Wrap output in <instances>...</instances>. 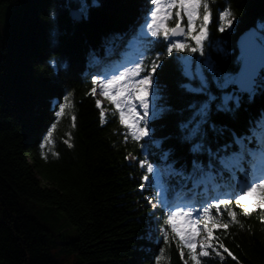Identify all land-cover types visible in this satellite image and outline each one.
Segmentation results:
<instances>
[{
  "label": "trees",
  "instance_id": "16d2710c",
  "mask_svg": "<svg viewBox=\"0 0 264 264\" xmlns=\"http://www.w3.org/2000/svg\"><path fill=\"white\" fill-rule=\"evenodd\" d=\"M88 3V20L78 22L69 18L67 10L79 8V0H0L1 9L11 10L5 29L0 31V264H58L50 251L56 242L66 254L73 255V264H185V260L193 264L186 248L181 258L170 229L169 242L165 243L166 210L148 204L155 189L140 188L146 169L139 162L147 156L162 169L170 165L182 173L164 177L168 199L173 202L193 206L204 197L212 201L211 195L218 196L213 187L220 182H227L222 184L226 193L240 190V183L231 182L240 172L229 171L220 163L221 156L231 155L236 148L221 151L216 158L210 157L207 149L215 153L227 141L233 143V133L250 134L253 122L264 113V90L258 89L251 100L247 93L241 94L240 107L230 105L234 111L217 112L213 105L204 125L205 151L193 154L181 125L193 111L189 105L204 97L183 86L198 83L185 76L184 68L188 64L193 72L203 69L210 81L209 62L221 73H234L239 56L236 37L249 26L264 24V0H209L212 16L203 55L176 50L169 55V41L152 39L157 46L145 48L140 61L150 70L160 56L161 67L153 85L156 110L148 123L149 136L138 142L120 123L115 105L103 96L105 103H101L93 93V64L101 62L109 49L117 60L121 58L126 49L115 50L117 44L113 47L117 35L152 4L150 0ZM227 9L235 20L231 29L221 32L219 15ZM176 22L173 18L167 23L172 26ZM180 22L187 24L185 18ZM183 41L195 46L191 36L185 35ZM211 91L218 94L214 84ZM65 97V113L57 117ZM103 107L109 110L102 122ZM250 146L255 147V143ZM194 159L203 166V173L193 172ZM206 171L213 177L198 184ZM219 171L221 174L215 176ZM178 176L196 182L186 186ZM170 181L176 183L174 191ZM195 197L199 200L193 202ZM255 198L259 193L242 203L251 207ZM29 202L38 206L31 207ZM201 205L194 207L201 210ZM44 208L51 218L59 215L73 232L60 234L41 221L33 209L43 216ZM231 209L239 224H230L227 230L214 229V236L237 260L218 249L225 256L223 262L213 256L204 258L202 264H264V212L257 209L245 217L234 199ZM212 211L215 214L216 210ZM221 212L223 222H228L223 205ZM150 223L154 225L151 238L147 235Z\"/></svg>",
  "mask_w": 264,
  "mask_h": 264
},
{
  "label": "snow or ice",
  "instance_id": "6c2138e0",
  "mask_svg": "<svg viewBox=\"0 0 264 264\" xmlns=\"http://www.w3.org/2000/svg\"><path fill=\"white\" fill-rule=\"evenodd\" d=\"M153 5L144 22L140 25L138 33L133 40L139 41L141 37L151 36L153 38L163 37L169 41L167 54H171L173 50L189 53L199 51L204 54L203 41L207 39L209 33L207 26L211 22V9L209 0H150ZM91 5L88 0H79L78 12L81 16H86ZM173 10H175L173 12ZM187 18V26H182L181 22ZM175 18L177 23L175 27H169L168 21ZM219 30L224 32L226 27H231L235 17L231 9L220 12ZM199 24L197 25V22ZM198 34L193 35L197 31ZM191 36L195 41V46L190 47L187 43L175 41L170 38L176 36ZM153 43V41H147ZM239 68L235 73H221L209 62L207 70L212 73L211 81L203 75V69H197L195 72L191 70L190 65L186 64L184 74L190 81H198L197 84L183 85L190 93L201 95L203 100L197 104H190L192 115L181 125L186 132L185 140L191 143V151L193 154L205 151L206 131L204 125L208 124V119L213 105L217 112L234 111L241 104V94L247 93L251 100L258 89L264 90V24L251 30L245 38H242L241 54L237 58ZM133 67H124L122 71L105 74L102 77H94L93 84H99L100 94L115 105L119 112V120L128 130L134 141H140L143 137L149 136L148 119L150 113V94L153 92L155 83V74L157 69L161 67L160 56L151 63L150 70L144 65L143 61L133 62ZM142 73H146L141 76ZM214 84L218 90V94L211 91V85ZM229 89H231L229 91ZM95 93V87L92 89ZM66 103L59 105V111L55 113L60 117L65 113L68 97L64 98ZM138 106L143 109V114L137 112ZM97 107H101V103L97 100ZM230 105H235V108ZM155 111V105H153ZM104 111H101V121H104ZM126 117L131 123L126 124ZM73 121L75 117H72ZM143 124V126H140ZM55 127V125H53ZM215 130V125H212ZM222 131V130H221ZM249 133L244 136H234L233 144L238 146L237 151H233L231 155L220 157V163L229 171L242 172L247 178V182L240 187L239 191L224 193L222 197H211L212 202L201 205V210H196L192 205L175 203L168 199L169 188L164 183L165 175H182L175 172L169 165L167 169H162L159 165L149 162L147 156L139 162L142 169H146L142 177L140 188L144 189L151 186L155 189L154 198L147 200L153 209H165L163 231L165 243L169 242V229L172 238L177 240L180 248L181 258H184V249H187L188 258L193 264H202L204 258L215 257L221 262L225 260L226 253L228 257L236 261L237 257L233 255L219 238L214 236V229L222 228L227 230L230 224H239L237 213L231 209V201L234 199L236 205L242 209L245 217L251 215L259 209L264 212V113H262L249 129ZM52 132L49 131L48 137ZM46 137V140L51 141ZM67 143V141H66ZM255 143V147L252 145ZM233 144H225L222 149H217L213 153L211 149H207L208 155L216 158L221 151L227 152L232 148ZM69 147L72 145L69 144ZM44 145H41L43 148ZM46 158V157H45ZM166 159V156L164 157ZM193 172L200 171L203 173V166L195 159L193 160ZM246 165V166H245ZM211 162L209 168H211ZM259 193L260 203L249 206L244 202L253 194ZM221 205L227 212L228 222H223ZM215 209V214H213ZM196 217V218H193ZM242 227V225H241ZM199 237V238H197ZM197 248L199 251H197ZM163 252V249H161ZM185 264L188 261L185 260ZM238 264V261H237Z\"/></svg>",
  "mask_w": 264,
  "mask_h": 264
},
{
  "label": "rangeland",
  "instance_id": "374dc122",
  "mask_svg": "<svg viewBox=\"0 0 264 264\" xmlns=\"http://www.w3.org/2000/svg\"><path fill=\"white\" fill-rule=\"evenodd\" d=\"M5 10L1 9L0 7V31L3 32V30L5 29V26H6V23H7V18H8V14L9 12H11V10L8 8V7H4ZM141 17L139 19H135L136 22H132L131 23H127L126 24V27L120 31V33L117 35V38L115 40V42L113 43V47L117 45H120L121 48H125L127 47V45H129V43L131 42V37L130 35L135 32V28L137 26V24L139 23ZM186 21H187V18L185 17ZM128 28V29H127ZM229 29H231V27H229ZM127 30V31H126ZM126 31V32H125ZM124 32V34H122ZM162 37V36H161ZM163 38V37H162ZM119 47V48H120ZM112 52H111V49L108 50L107 54L105 56H103L102 58H105L107 56H111ZM109 60H112L114 62V58L113 57H108L107 58V61ZM112 61H109L111 62L110 64V67L107 66V68L105 67L106 64H108L107 62H98V60L93 64V67L94 66H97L98 67V72L101 73L99 76L96 75L94 77H102L103 75L105 74H110L112 72H118V71H122L123 70V67H119L118 64H114L112 63ZM133 62H137L136 60L135 61H132V63L130 64V67H133L134 66V63ZM139 62V61H138ZM93 77V78H94ZM93 78H92V81H93ZM95 86V93L97 96H99L100 100H101V103H105V99L102 98L101 94H100V87H99V84H96L94 85ZM153 105H155V97H154V94L153 92L150 94V113H149V119L151 118L152 114H153ZM109 109L107 108H104L103 107V111L104 112H107ZM137 112L142 115V112H139V110L137 109ZM148 119V120H149ZM126 121H128L129 123H131V120L128 119L126 117ZM130 161L132 162L134 160L133 157H129ZM39 178V177H38ZM43 184V183H42ZM146 198V196H145ZM260 201L259 199H255L254 202L252 203V205H257L259 204ZM38 206V203L36 202H29V206ZM33 211H35V214L39 217V219L41 221H43L44 223H46L50 228L56 230L57 232H60V234H62L63 232H69V234L71 232H73L71 230V228L69 229L68 227V223L66 221H64L59 215L55 216V217H52L50 216V212L48 213V211L46 210V208H44L42 210V214L43 216H40L38 213H36V210L33 209ZM55 218V219H54ZM194 218V217H193ZM51 219V221H50ZM55 221H54V220ZM152 223V222H151ZM150 225L148 226V231H147V235L151 238L154 234V225ZM70 230V231H69ZM56 234V233H55ZM56 236H58L56 234ZM71 235H69L68 237H70ZM199 238V237H197ZM51 254L53 256V258L57 261L58 264H73L74 263V257L73 255L71 254H66L61 248H60V242H56V244H54L51 249ZM198 251V250H197Z\"/></svg>",
  "mask_w": 264,
  "mask_h": 264
},
{
  "label": "bare ground",
  "instance_id": "6f19581e",
  "mask_svg": "<svg viewBox=\"0 0 264 264\" xmlns=\"http://www.w3.org/2000/svg\"><path fill=\"white\" fill-rule=\"evenodd\" d=\"M152 7H153V5H152ZM152 8H149V10H144V14H141L140 16H138L136 19H139L140 17H141V19H140V21H139V23L137 24V26L136 27H134L135 28V32H133L131 35H130V37H131V42L129 43V45H127L128 46V48H126V50H128V49H130V50H133L134 52H136V56L135 57H132L131 58V60L132 61H135V60H137V59H139V56H140V54H142L143 55V50H145V48H147L149 45H151L152 47H155V46H157V44H158V42H154L153 40H152V37L151 36H148V37H141L140 38V40L139 41H136V40H133L132 41V37L136 34L137 35V33H138V30H139V28H140V25L144 22V19H145V17L148 15V13H149V11L151 10ZM68 15H69V18L72 20V21H78V22H81V21H87L88 20V16H81L80 15V18L78 19V20H73L72 18H71V16H70V14L72 15L73 13L74 14H78L79 15V12H78V8L76 9V8H73V7H70V8H68ZM78 12V13H77ZM132 22H136V20L135 19H133V21ZM199 22V21H198ZM198 22H197V25H198ZM186 26H187V24L184 26L185 27V30H186ZM169 27H175V26H169ZM128 29V28H127ZM127 31V30H126ZM125 31V32H126ZM122 34H124V32L122 33ZM240 34V33H239ZM238 34V35H239ZM135 35V36H136ZM237 35V36H238ZM185 36V35H184ZM184 36L182 35V37L181 38H178V41H181V42H184L183 41V39H184ZM237 38V37H236ZM171 40H174L172 37L170 38ZM147 41H153V43H147ZM120 47V45H117L116 47H115V50L117 49H122L121 47ZM235 47H236V40H235ZM126 50H123V54H122V56H121V58H118V60L115 62H113L112 60H109V61H112V63H120L121 61H125V60H127V54H126ZM107 62L108 64V66L110 67V64H111V62H109V61H107L106 59H103V60H101V62ZM107 65L105 66L106 68H107ZM97 67V66H96ZM153 94H154V97H155V110H156V93H155V87L153 86ZM215 94H217V92L215 93ZM137 103V109L139 110V112H142V114H143V109L142 108H140L139 106H138V104H139V102L137 101L136 102ZM154 113H155V111L153 112V114H152V116H151V118L153 117V115H154ZM192 115V113H189V117ZM150 118V119H151ZM149 119V120H150ZM149 120H148V123H149ZM127 123H129L128 121H126ZM140 126H143V124H141ZM148 128H149V126H148ZM231 136V135H230ZM234 136H237L236 134H232V142H233V139H234ZM49 139V138H48ZM50 140V139H49ZM225 144H233V143H231L230 141H227ZM224 144V145H225ZM235 144H233V146L232 147H235L236 148V151L238 150V148L236 147V145L234 146ZM246 166V165H245ZM174 171H175V169H173ZM209 171H206V172H204V173H206V175H201L202 177H200L202 180L200 181V182H198V184L200 183V184H204V182H205V180L206 179H210V178H212L213 177V173H208ZM207 174H210V175H207ZM212 174V175H211ZM221 173H220V171H219V173H217L215 176H218V175H220ZM242 175V176H241ZM196 176V175H195ZM177 179H178V181L179 182H183L186 186H190V185H194V182H196V180H192V179H190L189 178V180H183L181 177H177ZM177 181V182H178ZM231 182H233V183H236V184H239V183H241V185H243V184H245L246 182H247V178L244 176V174L242 173V172H240L235 178H232V181ZM221 184H218V185H216V186H214L213 188L215 189V191H212L214 194H217L219 197H222L223 196V194L224 193H226V191H227V189H226V185H222V184H227V182H220ZM197 184V183H196ZM170 189L172 190V191H174L175 189H176V183H174V182H172V181H170ZM185 191L187 192V194H192L189 190H187V189H185ZM257 194V193H256ZM253 195H255V194H253ZM211 197H214V195H211L210 196V198ZM188 198V197H187ZM257 199H259V198H257ZM199 199L197 198V197H195V199L193 200V202H196V201H198ZM204 201H208V202H212V201H210V200H208V199H206V197H204V199L203 200H200L199 202H197V203H195L193 206H198V205H200L201 203H203ZM175 203H178V202H175ZM160 211H161V209H160Z\"/></svg>",
  "mask_w": 264,
  "mask_h": 264
},
{
  "label": "water",
  "instance_id": "95a60500",
  "mask_svg": "<svg viewBox=\"0 0 264 264\" xmlns=\"http://www.w3.org/2000/svg\"><path fill=\"white\" fill-rule=\"evenodd\" d=\"M78 13V12H77ZM70 16H71V18L73 19V20H78L79 18H80V15H78V14H70ZM255 27L254 26H249L248 28H246V29H244L238 36H237V38H236V49H237V52L239 53V54H241V43H242V38H245L246 37V35L251 31V30H253ZM182 37V35L181 36H176V37H172L173 39H175V40H177L178 38H181ZM238 68H239V64H238V66H237V69H236V71H238Z\"/></svg>",
  "mask_w": 264,
  "mask_h": 264
}]
</instances>
